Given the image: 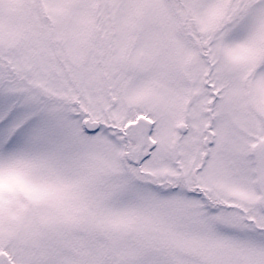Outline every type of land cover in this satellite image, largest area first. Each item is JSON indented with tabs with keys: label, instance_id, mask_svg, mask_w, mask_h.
I'll list each match as a JSON object with an SVG mask.
<instances>
[{
	"label": "snow or ice",
	"instance_id": "6c2138e0",
	"mask_svg": "<svg viewBox=\"0 0 264 264\" xmlns=\"http://www.w3.org/2000/svg\"><path fill=\"white\" fill-rule=\"evenodd\" d=\"M0 264H264V0H0Z\"/></svg>",
	"mask_w": 264,
	"mask_h": 264
}]
</instances>
